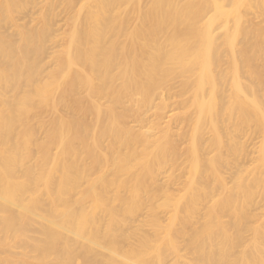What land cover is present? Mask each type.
<instances>
[{"label":"bare ground","instance_id":"bare-ground-1","mask_svg":"<svg viewBox=\"0 0 264 264\" xmlns=\"http://www.w3.org/2000/svg\"><path fill=\"white\" fill-rule=\"evenodd\" d=\"M0 264H264V0H0Z\"/></svg>","mask_w":264,"mask_h":264},{"label":"rangeland","instance_id":"rangeland-1","mask_svg":"<svg viewBox=\"0 0 264 264\" xmlns=\"http://www.w3.org/2000/svg\"><path fill=\"white\" fill-rule=\"evenodd\" d=\"M39 12V8H32L28 12L18 13L16 14V21L20 24H27L30 23V21L37 16V13ZM56 16L54 17V29L56 32L61 30L64 26V20H65V14H63L60 11L56 12ZM1 32H4L5 34H13L15 33L14 28L11 25L8 24H2ZM54 45H49V52L52 50ZM253 144L251 145V147ZM226 179H228V176H226Z\"/></svg>","mask_w":264,"mask_h":264}]
</instances>
